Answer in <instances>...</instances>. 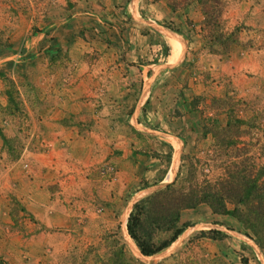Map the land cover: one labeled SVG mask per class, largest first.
I'll use <instances>...</instances> for the list:
<instances>
[{
    "label": "rangeland",
    "instance_id": "374dc122",
    "mask_svg": "<svg viewBox=\"0 0 264 264\" xmlns=\"http://www.w3.org/2000/svg\"><path fill=\"white\" fill-rule=\"evenodd\" d=\"M9 1L13 6L8 0H0V61L15 56L7 60L11 65L9 72L0 68V211L6 198L7 205H16L14 199L9 201L5 195L10 192L5 185L6 180L10 182L6 175L22 154L23 143L30 140L35 125L40 122L34 121V105L27 102L33 103L36 98L39 101L42 92L32 82L39 80L38 76L29 71L35 57L25 55L18 66L13 61L21 59L20 51L37 43L41 34L45 39L51 32L63 36L71 31L73 43L74 38H79L88 44L75 47L72 52L68 46H59L54 53L45 54V63L52 65L55 74L65 73L64 78L70 81L75 79L78 65L91 68L102 63L100 51L105 50L101 49L117 51L118 44H128L129 39L137 45L134 61L123 55L126 51L121 46L116 53L117 64L158 66L152 88L159 85L156 96L165 97L164 103L154 99L144 104L139 118L132 119V124L127 111L118 114L114 123L121 129V139L127 137L136 142L135 152L160 162L164 178L159 186L147 189L148 183L139 178V171L138 180L126 189L121 186L116 198L111 194L102 200L93 192L90 206L95 209L94 215L82 216L79 222L89 227L84 232L87 242L72 243L81 244L80 247L73 248L70 244L62 249L39 246V243L37 246L12 243L5 251L0 240V264H264V253L243 234L241 225L231 217L213 215L206 206L184 211L179 225L185 224L183 232L187 231L177 238L176 244L152 258H143L137 253L125 220L136 202L173 183L179 171V181L187 177L188 162L193 158L203 159L202 152L213 145L209 132L217 125L223 127L228 120L234 122L233 119L240 118L244 120L242 141L255 145V149L264 144V0H140V29L133 26L121 8L113 7L112 0ZM167 33L177 37L178 42L183 38L185 48L174 55L172 39ZM220 33H234L236 43L228 52L216 45L212 53L208 41ZM176 56L180 59L172 62ZM246 56H252L255 62H246ZM160 63L166 65L160 67ZM166 67L173 68L164 74ZM144 82L147 86L149 79L145 77ZM155 104L162 105L163 110H153ZM79 120L78 117L73 122L85 128L92 126L91 121ZM146 126L154 130L166 128L164 134L171 141L175 137L177 145L170 146L167 154L156 152L152 140L157 139V134L144 131ZM204 133L206 136L202 139ZM72 167L84 170L82 162H72ZM97 174L100 182H110L116 169L111 164H103ZM51 187V193L55 192L56 187ZM65 195L62 192L60 201ZM76 197L80 199L78 193ZM76 197L62 203L70 210L76 209ZM19 220L22 226L25 224L21 230L26 239L25 230L31 225V216L23 213ZM11 222L15 228V216ZM39 230L44 232V228ZM5 233L8 237L14 234L11 229ZM169 236L170 233H164L157 238L167 240Z\"/></svg>",
    "mask_w": 264,
    "mask_h": 264
},
{
    "label": "crops",
    "instance_id": "0c3cea01",
    "mask_svg": "<svg viewBox=\"0 0 264 264\" xmlns=\"http://www.w3.org/2000/svg\"><path fill=\"white\" fill-rule=\"evenodd\" d=\"M8 2L13 6L12 1L8 0ZM111 4L113 7L121 8L136 29L142 28L138 21L141 19L138 11L140 0H112ZM19 22L21 23V20ZM148 26L152 27L151 24ZM71 35H73L71 31L65 32L63 36L51 32L44 39L41 34L36 39L37 43L20 51L21 59L13 61V65L16 62L18 66L25 55H34L35 62L30 65L29 71L38 76L36 78L39 80L32 82L42 92L39 94V101L37 98L33 103L27 101L29 105H34V121L40 122L35 125L30 140H25L23 143L22 154L10 168L11 172L6 175L10 182L7 183L6 180L5 185L10 192L6 190L7 192L4 193L6 192L9 201L14 199L16 205H7L6 198V203L0 211V237H2L0 240L5 251L12 243L27 246H37L36 243H39V246L52 245L62 249L70 247V244L73 248L80 247L79 242L82 244L87 242L84 232L89 231V227H84L79 222L82 216L94 215L95 209L90 206L93 192L102 200L109 198L111 194L116 198L121 186L126 189L138 180L139 171L141 172L139 178H143L148 183L147 189L159 186L164 178L161 171L163 166L160 162L152 156H141L135 152L136 142L127 137L121 139V129L115 127L114 123V119L119 118L118 114L127 111L131 114L129 124H132L131 120L139 118L144 104L152 103L154 99L164 103L165 97L156 96L159 85L152 88L153 81L158 76V73H155L158 66L117 64L116 53L122 49L121 46L126 51L123 55L134 61L132 57L137 45L129 39L128 44H118L117 51L104 47L101 50L105 51H100L102 63L91 68L78 65L75 79L67 80L64 78L65 73L55 74V70L51 69L52 65L45 63V54L54 53L53 50L59 46H68V50L72 52L75 47L88 45L79 38H74L73 43L70 40ZM167 35L172 39L174 55L179 49L181 51L185 48L186 42L183 38L178 42L177 37L169 33ZM190 43L189 40L188 44ZM38 50L40 51L37 52ZM14 57L0 61V68H4L3 72L10 71L11 65L7 60H13ZM251 57L246 56V62H255ZM179 59V56H176L172 57L171 61ZM7 64H9L8 68ZM166 64L158 65L162 67ZM171 69L164 68L163 70H166L164 74L169 73ZM145 77L149 79L147 86L144 84ZM163 108L162 105L155 104L153 110L162 111ZM78 117L83 123L91 121L92 126L85 128L83 125L80 126L79 122L74 123L73 120ZM166 130L162 127L161 130L147 126L144 128L149 134H157V137L155 135L157 139L152 140V144H156V152L167 154L170 146L173 148L174 143L177 145L175 137H172L174 139L171 141L168 139L170 136L164 134ZM72 162H82L84 170H74ZM103 164H111L116 169V175L110 182L99 181L97 170ZM52 185L56 187L53 193H51ZM13 186L15 189H12ZM62 192L66 193L62 201L73 200L76 193L79 194L80 199L76 197V209L70 210L60 201ZM21 211L31 216V225L26 226L25 230L26 239L22 232L25 224L22 226V220H19L23 216ZM14 216L17 223L16 227L12 228L14 223L11 219ZM26 222H29V219ZM42 228H44L43 233L39 230ZM10 229L14 232L13 237H8L5 233ZM46 230L55 232L46 234ZM74 242L78 243L74 245L72 244Z\"/></svg>",
    "mask_w": 264,
    "mask_h": 264
},
{
    "label": "trees",
    "instance_id": "16d2710c",
    "mask_svg": "<svg viewBox=\"0 0 264 264\" xmlns=\"http://www.w3.org/2000/svg\"><path fill=\"white\" fill-rule=\"evenodd\" d=\"M208 42L212 53L216 45L228 52L236 37L220 33ZM233 121L223 127L212 121L217 125L209 132L213 145L202 152L203 159L188 162L184 180L179 181V171L173 183L132 206L126 229L140 256L152 258L171 247L186 232V225H179L182 213L200 206L213 215L235 219L243 234L264 253V144L255 149L242 141L244 120ZM164 233H170L167 240L157 238Z\"/></svg>",
    "mask_w": 264,
    "mask_h": 264
},
{
    "label": "bare ground",
    "instance_id": "6f19581e",
    "mask_svg": "<svg viewBox=\"0 0 264 264\" xmlns=\"http://www.w3.org/2000/svg\"><path fill=\"white\" fill-rule=\"evenodd\" d=\"M180 39V38H179ZM172 179V178H171ZM125 220L127 221V216L125 217ZM130 241H131V243H132V245L134 246V247H136L135 246V244L133 243V241L130 239ZM168 250V249H167ZM162 253V252H161ZM156 256V255H155ZM143 257V256H142ZM154 257V256H153ZM144 258V257H143Z\"/></svg>",
    "mask_w": 264,
    "mask_h": 264
}]
</instances>
